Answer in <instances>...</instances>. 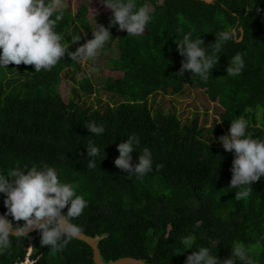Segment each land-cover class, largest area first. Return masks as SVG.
Wrapping results in <instances>:
<instances>
[{"label":"trees","instance_id":"1","mask_svg":"<svg viewBox=\"0 0 264 264\" xmlns=\"http://www.w3.org/2000/svg\"><path fill=\"white\" fill-rule=\"evenodd\" d=\"M139 3L154 8L143 35L127 36L126 30L112 26L113 37L103 48L117 49L116 57H106V65L122 72L118 78L108 76L94 86L67 52L51 71L34 72V66L23 63L0 69V171L7 175L15 168L48 165L57 170L62 183H77V194L84 196L88 207L72 222L81 232L99 238L105 262L131 256L148 264H185L200 246L223 260L230 256L233 243L241 241L253 249L257 264H264V180L251 184L249 197L237 200L236 189L228 186L234 155L219 141L228 134L231 120L240 116L249 120L247 131L253 138L264 139V0ZM251 7L249 12L246 8ZM87 13L86 6L66 9L58 22L56 31L65 43L81 37L67 51L91 39L97 23L109 26L112 14L95 16L93 26ZM229 26L236 29L237 39L223 45L218 66L206 83L191 78L188 71L177 76L183 57L175 42L183 34L194 29L193 39L201 35L211 52L215 32ZM237 53L243 55L245 68L241 75L228 77L225 69ZM62 76L72 82L67 101L61 95ZM192 90L205 102L203 113L196 108L183 118L173 105L162 108L164 99L154 105L158 94L189 97ZM217 119L222 120L215 123ZM89 123L102 125L104 133L91 135L84 127ZM132 134L140 138V150L131 153L132 163L138 162L144 148L153 156V170L142 179L128 177L114 165L117 145ZM92 141L101 148L94 170L87 167L86 157ZM157 164L163 167L157 170ZM3 201L0 193L1 214L6 212ZM22 223L13 221L16 226ZM188 235L196 237V244L177 253ZM25 260L95 264L84 241L74 238L55 252L40 245L36 231L24 240L12 238V247L0 255V264Z\"/></svg>","mask_w":264,"mask_h":264},{"label":"clouds","instance_id":"2","mask_svg":"<svg viewBox=\"0 0 264 264\" xmlns=\"http://www.w3.org/2000/svg\"><path fill=\"white\" fill-rule=\"evenodd\" d=\"M100 2L111 10L109 26L97 23V28L92 29L91 39H87L75 51H67L69 44L79 41L81 37L76 35L71 43H65L64 36L56 31L57 24L64 19L66 11L62 0H0V69L8 68L10 63H23L34 66V72L51 71L65 57L66 52L71 61L86 64L95 60L113 37L110 27L117 26L121 31L126 30L127 36L135 37L143 35L154 16V8L146 3L140 4L139 0ZM255 2L256 0L254 4ZM160 4L163 6V0H160ZM246 9L251 12L252 7ZM193 31L195 30L183 34L182 39L175 42L178 53L183 57L176 74L183 77L188 71L191 78L198 77L206 83L212 75L211 70L218 66L223 45L235 41L237 33L231 26L215 32V41L211 43L209 52L201 35L193 39ZM177 32L182 33L183 30L177 29ZM244 68V57L237 53L225 69L226 76L237 77ZM221 120L217 119L215 123ZM249 126V120L240 116L231 120L228 134L219 137L223 149L234 155L228 186L236 189L237 200L249 197L252 192L251 184L264 180V139L253 138L247 131ZM84 127L95 136H100L105 131L102 125L95 123ZM117 148L119 155L114 159V165L126 172L128 177L142 179L153 170V156L148 148L140 151L138 162L132 163L131 153L136 149L140 150V138L137 135H129ZM86 150L87 167L94 170L97 167L96 158L101 156V148L92 141ZM104 157L103 150L100 161ZM161 167L163 165H156L157 170ZM77 188L78 184L75 182L62 183L57 170L48 165L40 168H15L8 171L7 175L0 171V193L4 194L3 203L6 208V212L0 215V255L12 247V238L24 240L31 231L40 234L42 247L47 246L55 252L63 251L82 231L72 221L79 218L88 207V201L83 195L77 194ZM65 208L67 211L63 212ZM13 221L23 223L14 227ZM261 239L264 240V237ZM182 243L183 249L177 253L192 249L196 244V237L188 235ZM261 247L260 241H257L256 248ZM252 253L253 249L236 241L231 246L230 256L222 260L209 247L200 246L186 257L185 264H236L237 261L239 264H257ZM30 264H37V261L32 260Z\"/></svg>","mask_w":264,"mask_h":264},{"label":"rangeland","instance_id":"3","mask_svg":"<svg viewBox=\"0 0 264 264\" xmlns=\"http://www.w3.org/2000/svg\"><path fill=\"white\" fill-rule=\"evenodd\" d=\"M63 6L67 10L76 11L78 7L86 6L88 8L87 17L90 23L94 26L95 16L105 15L109 17L112 13L111 10L106 8L100 0H62ZM117 49L111 47L109 49H102L100 55L93 61H90L86 64H81L82 69L88 74L93 81L94 86L103 83L105 77L118 78L121 76L122 72L112 71L108 69L106 65V57H116ZM71 81L69 78L62 76L60 90L61 95L65 101H67ZM193 91V90H192ZM201 95H198L194 90L189 97L187 96H170L158 94L155 99L154 105H158L162 99H164V104L162 103V108L167 110L170 105L175 106L176 110L182 114L183 118L190 117L192 112L198 108L200 113H203V106L205 104ZM92 98H89L88 101H92ZM102 98L106 100L108 97L106 94L102 93ZM201 118V117H200ZM30 251V248H29ZM23 264H30V260H25Z\"/></svg>","mask_w":264,"mask_h":264},{"label":"water","instance_id":"4","mask_svg":"<svg viewBox=\"0 0 264 264\" xmlns=\"http://www.w3.org/2000/svg\"><path fill=\"white\" fill-rule=\"evenodd\" d=\"M0 215H2L1 212H0ZM13 225H14V227L16 226V224H13ZM76 239L84 241L85 243H87L91 247L92 259H93L95 264H148L142 259L131 257V256H124V257H121V258L116 259V260L105 262L100 257V251H99V247H98V240H99L98 237H92L90 235H87V234L81 232L76 237Z\"/></svg>","mask_w":264,"mask_h":264}]
</instances>
